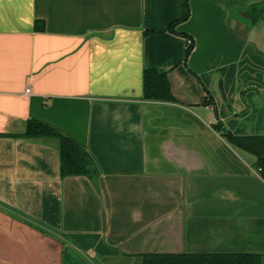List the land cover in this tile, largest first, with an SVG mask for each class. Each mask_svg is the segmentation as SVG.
Here are the masks:
<instances>
[{
	"label": "crops",
	"instance_id": "obj_1",
	"mask_svg": "<svg viewBox=\"0 0 264 264\" xmlns=\"http://www.w3.org/2000/svg\"><path fill=\"white\" fill-rule=\"evenodd\" d=\"M261 2L0 0V264H264V179L215 127L264 137ZM148 68L176 102L142 98ZM32 119L82 146L96 173L61 177L57 140L22 135Z\"/></svg>",
	"mask_w": 264,
	"mask_h": 264
},
{
	"label": "trees",
	"instance_id": "obj_2",
	"mask_svg": "<svg viewBox=\"0 0 264 264\" xmlns=\"http://www.w3.org/2000/svg\"><path fill=\"white\" fill-rule=\"evenodd\" d=\"M252 9L261 14L264 2L255 4ZM188 16V13L183 19ZM172 23L170 30H173ZM36 28H40L36 26ZM193 43L187 46L185 56L192 50ZM144 100L176 102L165 73L153 68L143 71ZM211 102V100H208ZM221 135L232 145L251 152L255 155L254 167L258 169L264 179V137L237 136L223 126L215 125ZM26 138H54L58 142L60 152V175H93L96 173L94 162L88 152L77 142L57 131L50 125L38 121L28 120L22 134ZM141 264H262L263 254L256 253H147L140 255Z\"/></svg>",
	"mask_w": 264,
	"mask_h": 264
},
{
	"label": "built area",
	"instance_id": "obj_3",
	"mask_svg": "<svg viewBox=\"0 0 264 264\" xmlns=\"http://www.w3.org/2000/svg\"><path fill=\"white\" fill-rule=\"evenodd\" d=\"M186 43H187V45H190L192 43V40L190 38H187ZM24 92L26 94H29V92H30V85L29 84H27Z\"/></svg>",
	"mask_w": 264,
	"mask_h": 264
},
{
	"label": "rangeland",
	"instance_id": "obj_4",
	"mask_svg": "<svg viewBox=\"0 0 264 264\" xmlns=\"http://www.w3.org/2000/svg\"><path fill=\"white\" fill-rule=\"evenodd\" d=\"M108 264H111V263L108 262ZM132 264H141V263H140V260H133V261H132Z\"/></svg>",
	"mask_w": 264,
	"mask_h": 264
}]
</instances>
